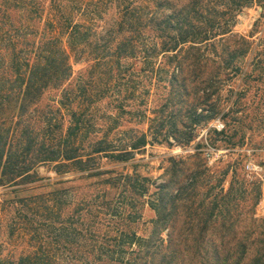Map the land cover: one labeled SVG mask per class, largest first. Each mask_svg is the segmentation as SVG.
Here are the masks:
<instances>
[{
    "label": "rangeland",
    "instance_id": "1",
    "mask_svg": "<svg viewBox=\"0 0 264 264\" xmlns=\"http://www.w3.org/2000/svg\"><path fill=\"white\" fill-rule=\"evenodd\" d=\"M76 1L0 0V86L45 60L51 15L70 65L21 114L0 116L4 161L35 142L18 164L27 172L0 169V264H128L137 252L128 236L153 233L159 187L196 175L197 201L229 192L231 227L210 236L225 235L223 249L242 242L249 263L264 251V4L230 13L228 0ZM68 15L84 26L71 51L60 27ZM179 28L220 35L201 59L186 55L189 44L165 52ZM195 109L204 118L193 126ZM172 122L181 135L169 132ZM141 135L147 145L130 149ZM98 144L108 152L95 153ZM110 153L131 156L115 162ZM186 220L181 213L178 223ZM221 252L217 264H226Z\"/></svg>",
    "mask_w": 264,
    "mask_h": 264
},
{
    "label": "trees",
    "instance_id": "2",
    "mask_svg": "<svg viewBox=\"0 0 264 264\" xmlns=\"http://www.w3.org/2000/svg\"><path fill=\"white\" fill-rule=\"evenodd\" d=\"M231 1L230 5H227L226 11L232 13L239 10L242 6H250L253 3L264 4V0H228ZM82 1L77 0L76 4ZM52 16V15H51ZM49 17L46 30L42 34L45 43L41 44V49H47L50 53L46 56L42 63H33L30 68H26V71L15 75L12 82L5 79L0 86V116L4 109L16 112L17 115L21 114L26 109L27 101H30L36 94L40 93L42 88H47L51 84L56 87L60 82L65 79L70 72V65L68 64V55L65 50L60 47V38L55 37L51 28L57 23L52 21ZM65 26L60 25L63 30V34L66 37V45L70 48V51L82 44L84 37V26L73 25L68 15L65 19ZM180 20V19H179ZM182 20V19H181ZM180 20V21H181ZM52 21V23H51ZM179 21V22H180ZM188 18L183 19V24H188ZM181 24V23H179ZM179 28L176 31V36L168 35L169 38H173L174 45L172 47L165 46V52H174L180 45L189 44L186 50V55L196 54V59L204 58L201 53V47H207V42L210 39L220 35L216 32L206 33L200 30H190ZM231 31L223 29L222 35L229 34ZM243 42H247L245 38H242ZM55 45V46H54ZM188 57V56H187ZM190 66V63L188 64ZM20 69V68H17ZM53 80V81H51ZM7 85V86H6ZM196 118L195 126L203 121V116L197 113L195 109L193 113ZM182 127H186L185 123ZM193 128V127H192ZM193 129H191L192 131ZM171 134L180 133L177 125L174 122L170 124ZM182 132L180 133V135ZM7 137L6 130L0 127V169L2 173H14L16 170L28 171L27 168H20L19 163L35 149V142L32 139L27 140L20 152H14L9 155L4 161L5 153V140ZM177 138V137H175ZM193 141L192 135L187 136L186 139L181 142L182 145L190 144ZM146 135L136 137V142L130 145V149L139 150L147 145ZM170 145V144H169ZM64 158L66 160H72L74 157L68 155V146L63 147ZM95 153H107V149H103L100 144L94 150ZM54 153V151H53ZM23 156V157H21ZM131 156V153H110L108 158L115 162L125 161ZM23 158V159H21ZM197 159L198 156H195ZM176 175V173H174ZM197 176V175H196ZM194 176L192 179H188L183 183L181 187H174L175 177L165 184L159 187L157 203L150 204L149 206L156 214V219L153 221V233L149 239L144 240L137 237L134 233L127 235L130 238L131 246H135L137 252H135L134 258L129 261L128 264H188L190 260L201 259L202 264H217L220 261V252L226 251L227 257H224L223 262L226 264H243L246 259L247 247L242 242L234 244V249L228 247L223 249L221 246V238L216 240L210 235L216 226L219 225L221 230L227 231L230 227L223 221V211L228 208L230 197L229 192L225 195L219 191L218 195L212 199V201H197V182L198 177ZM144 181H148L146 178H142ZM220 194V195H219ZM222 206V208H221ZM221 208V209H220ZM187 217L186 221L178 223V218L181 213ZM220 214V215H219ZM220 216V217H219ZM220 218V221L218 219ZM172 221V222H171ZM171 222V223H170ZM162 232L166 233V240L161 237ZM222 253V252H221ZM219 261V262H218ZM244 264H264V251L262 253H256L249 263Z\"/></svg>",
    "mask_w": 264,
    "mask_h": 264
},
{
    "label": "built area",
    "instance_id": "3",
    "mask_svg": "<svg viewBox=\"0 0 264 264\" xmlns=\"http://www.w3.org/2000/svg\"><path fill=\"white\" fill-rule=\"evenodd\" d=\"M217 129H219V128L217 127Z\"/></svg>",
    "mask_w": 264,
    "mask_h": 264
}]
</instances>
